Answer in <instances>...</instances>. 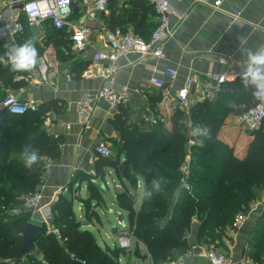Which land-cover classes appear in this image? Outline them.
Here are the masks:
<instances>
[{
    "label": "trees",
    "instance_id": "obj_1",
    "mask_svg": "<svg viewBox=\"0 0 264 264\" xmlns=\"http://www.w3.org/2000/svg\"><path fill=\"white\" fill-rule=\"evenodd\" d=\"M132 4L143 12L145 18L148 12L155 15L147 0H132ZM114 15L115 11L111 17L112 30L124 28ZM145 18L139 22V30L134 32L149 39L158 23L151 31L144 30ZM20 21L25 25V32L20 37L22 44L33 37L29 35L25 18ZM47 26L45 46L53 45L58 59L68 61L72 53L71 41L63 38V32L56 30L51 23ZM143 31L146 36L142 35ZM36 47L40 58L44 48L38 41ZM5 51L4 46H0V55ZM83 66V69L88 67L84 63ZM14 77L9 68L0 65V84L13 89L23 87L25 83L22 81L13 83ZM4 97L0 90V105ZM256 103L252 90L246 88L239 77L234 83L224 86L223 94L215 103L195 105L189 119L183 110H175L170 118V128L159 124L152 131L145 132L128 124L123 115L115 116L113 126L120 136L119 143H116L117 155L112 158L97 155L95 175L76 172L69 184V195H60L52 206L51 225L59 231L61 241L53 233H46L44 226L46 234L39 235L36 240L37 256L16 263L10 261L20 252L21 234L33 221L32 213L20 210L21 206L43 184L47 166L43 160L60 158L63 140L49 136L43 128L45 114L50 108L41 106L37 112L24 115H11L1 108L0 264H121L120 258L127 252L117 245L103 248L96 235L86 229L101 224L97 208L107 210L106 179L110 169L126 183L116 193V205L128 218L129 227L122 232L132 235L143 245L152 264H166L186 255L191 249L189 241L195 226L197 244L216 245L228 229H234L237 216L246 213L258 199L260 191L264 190V129L251 134L243 159L235 155L234 148L219 139L227 118L241 117ZM180 120L184 121L183 125L178 123ZM198 125L211 130V138L205 139L203 147L196 142L201 138L187 135L189 128ZM181 127L185 129L184 134H181ZM189 141L194 145L190 146ZM26 145L37 149L41 156L32 169L25 167L22 158ZM188 155L189 173L183 176L181 166ZM121 156L125 158L123 163ZM149 168L153 171L150 172ZM157 176L164 178L162 191L151 200L142 199L141 208L137 211L135 193L139 182L143 181L145 190ZM83 184L86 185L87 197L77 198L83 212V218L79 219L74 211L75 190L79 187V193ZM177 189L180 190L179 199L173 195ZM17 209L19 213L14 215ZM169 217L170 221L163 226ZM258 236L247 257L259 264L264 256V224ZM140 249H134L138 257L144 256Z\"/></svg>",
    "mask_w": 264,
    "mask_h": 264
},
{
    "label": "crops",
    "instance_id": "obj_2",
    "mask_svg": "<svg viewBox=\"0 0 264 264\" xmlns=\"http://www.w3.org/2000/svg\"><path fill=\"white\" fill-rule=\"evenodd\" d=\"M216 2H220L218 7L215 6ZM169 3L172 7L170 16L172 36L165 45L164 58L162 60L148 59L144 64L138 62V56L120 59L118 62L120 70L116 74L115 88L121 91L124 87H128L129 99L117 110H112L105 102H99L94 110L89 129L82 126L74 107L72 109L69 107L70 104L77 105L85 95L95 93L104 84L103 79H86L84 77V73L92 67L93 53L107 47L105 37L106 32L112 30L113 11H115V20L124 28L132 31L139 30L137 26L145 18L143 12L134 7L132 0H111L107 13L101 15L99 20L91 21L85 16L83 8L76 0L73 13L68 19L69 24L87 26L91 34L86 49L77 51L73 48L70 29L67 27L62 30L63 38L71 41V58L65 62L58 59L57 51L53 45L45 46L47 24L49 25L50 22H44L38 27L28 26L29 35L35 37L36 41L44 48L39 60L40 64L47 65V82L41 80L37 68L31 72L10 70L15 74L13 83L22 81L25 84L23 87L13 89L1 83L0 90L3 94H15L21 101L35 102L39 108L41 106L50 108L45 114L43 128L49 136L63 140L60 158L56 161L43 160L47 166L43 184L38 190L42 195L40 213L49 205H54L60 195H69V184L76 172L82 171L91 176L95 175L94 162L98 155L96 148L100 143H103L113 153L112 157L117 155L116 143H119L120 136L113 126L115 116L123 115L128 124L137 126L145 132H150L157 126L152 123L156 117L163 118V122H166V126L170 128V118L178 109L175 100L176 94L191 73L195 74L199 80H206L209 74H223L229 70L220 64L219 59L225 57L233 64L231 71L241 74L242 65L246 59L242 50H255L264 46V0H169ZM0 11L17 17L19 21L23 17L19 7L10 8L7 0H0ZM237 15L240 17L238 18ZM145 21L144 30L150 31L158 23L155 15L149 12ZM142 33L143 36L147 35L145 31ZM20 40V37L15 40L7 38L0 42V46H4L6 49V45H19ZM83 63L88 67L83 69ZM102 66L106 67L108 63H103ZM169 68L177 71V79L161 90L154 88L151 85V78L156 72ZM67 75L72 77L71 81L67 80ZM27 76H32V79L26 82L24 78ZM191 99L194 102L192 108L201 103L197 100L196 95H191ZM186 116L189 119L190 113ZM238 120L240 121V117L227 118L220 134L225 128L228 133L229 131L232 133ZM229 123H232V128L227 127ZM248 134L247 147L243 153L237 152V148L227 140L222 138L220 140L234 148L235 155L243 159L252 139V133L248 132ZM121 161L122 163L125 161L124 156H121ZM110 181L114 192L110 189ZM106 183L108 186L107 196H105L107 210L97 208L101 219V224L98 223V225L103 226L105 223L112 229L117 222L114 223L111 219L114 217L111 215L112 211L118 216H124L125 220L127 219V214L116 205L117 190H121L126 183L120 181L112 169L108 171ZM143 190L144 183L140 181L135 193L137 211L142 205V200L138 204L139 192ZM78 197L86 199L85 184L79 193L75 192V198ZM263 202L264 190L260 191L259 198L250 205V209L240 215L243 221L235 224L234 229H228L222 240L216 245L197 244V226H195L190 236V251L173 261L177 264H211L206 254L214 249L232 258L233 264L255 263L247 256L252 247L251 244H255L259 239L258 233L264 224V210L261 208ZM74 211L79 219L83 218L82 208L77 200L74 202ZM40 213L32 216V219H37L36 223L42 216ZM114 219L117 220L115 217ZM114 238L112 240L117 245V240ZM143 254L147 257L138 258L132 249L126 253V257H135L136 264H140L141 260L143 264H152L149 255ZM261 263H264V256Z\"/></svg>",
    "mask_w": 264,
    "mask_h": 264
},
{
    "label": "built area",
    "instance_id": "obj_3",
    "mask_svg": "<svg viewBox=\"0 0 264 264\" xmlns=\"http://www.w3.org/2000/svg\"><path fill=\"white\" fill-rule=\"evenodd\" d=\"M9 7H19L22 16L25 18L28 26L38 27L44 22H50L52 26L59 31L69 28L71 31V41L74 50L83 51L86 49L90 38V29L87 26H77L69 24V17L73 13V6L76 0H7ZM81 8H83L85 16L91 21L99 20V17L106 14L110 6L111 0H78ZM153 7L155 16L158 20V26L152 32L149 39H145L137 35L131 29L115 28L106 32L107 47L104 50H96L92 56V67L84 73L86 79H103V86L93 94L85 95L77 105L70 104L69 109L76 110L80 123L85 129H89L94 110L99 102H105L112 110H117L125 104L129 99V88L124 87L121 91L115 88L116 74L120 67L118 62L120 59L128 56H138V62L144 64L148 59L162 60L164 58V48L172 36L170 30V16L172 7L169 0H148ZM220 2H216L218 7ZM239 18L240 15H237ZM25 32V26L17 17L0 11V42L11 38L15 40L21 37ZM220 64L227 67L229 71L223 74H209L206 80H199L197 76L191 73L185 80L182 88L176 94V103L178 108L189 114L193 99L191 95H196L197 100L201 103H215L220 94L224 91L226 84L234 83L239 73L231 71L233 64L222 57L219 59ZM108 63V66H102ZM46 68V72H41L40 66L37 72L42 81L47 82V65L41 63ZM178 77V73L174 69H166L156 72L151 78V85L156 89H163L168 84L173 83ZM34 78V77H33ZM32 76H27L24 80L27 82ZM72 77L67 75V80L71 81ZM1 107L8 110L11 115H24L27 113H35L39 109V105L32 101H21L15 94L7 93L1 102ZM240 122L249 133H254L264 129V103L257 101L250 109H248L241 117ZM154 125L158 124V120L154 119ZM264 131V130H263ZM192 145V142H189ZM96 152L103 157L112 158L113 153L103 144L100 143ZM190 156L188 155L185 163L181 166L183 176L189 173ZM188 188V185L184 183ZM42 195L37 192L28 196L21 206L20 210L31 212L32 215L40 213ZM52 204L42 211V216L38 223H44L48 227V232L56 235L61 241L60 233L51 223L53 220ZM264 210V202L261 204ZM19 213V209L14 211V215ZM243 221L242 216H237L235 224ZM127 230L126 224H120ZM47 229V228H46ZM118 246L129 252L136 247L144 249L143 245L138 242L132 235L122 233L118 238ZM206 257L211 264H233L232 258L228 255L219 253L212 249L207 252ZM166 264H177L173 260H169ZM258 264V263H251ZM264 264V263H259Z\"/></svg>",
    "mask_w": 264,
    "mask_h": 264
},
{
    "label": "clouds",
    "instance_id": "obj_4",
    "mask_svg": "<svg viewBox=\"0 0 264 264\" xmlns=\"http://www.w3.org/2000/svg\"><path fill=\"white\" fill-rule=\"evenodd\" d=\"M6 51L0 55V65L9 68L13 72H31L40 66L41 72H46V68L40 64L39 50L36 47V38H29L22 44L11 46L6 45ZM246 57L242 65L240 74L243 85L252 90L253 97L264 103V46L258 47L255 50H242ZM233 107L235 105H232ZM184 124L183 120L178 122ZM181 134H184L185 129L180 128ZM187 135L193 138H201L196 142L200 147L204 146L205 139L211 138V130L206 126H195L187 130ZM22 158L25 167L32 169L41 160V156L37 149L26 145L23 149ZM149 171H153L149 168ZM163 177L157 176L151 181V186L146 188L141 193V199L151 200L153 196L160 193L163 189ZM176 199H179L180 190L177 189L173 193Z\"/></svg>",
    "mask_w": 264,
    "mask_h": 264
},
{
    "label": "rangeland",
    "instance_id": "obj_5",
    "mask_svg": "<svg viewBox=\"0 0 264 264\" xmlns=\"http://www.w3.org/2000/svg\"><path fill=\"white\" fill-rule=\"evenodd\" d=\"M4 95H6V94H4ZM155 119L158 120L157 125H159V124L166 125V122H163V118L156 117ZM164 121H165V119H164ZM229 126L232 128L233 127L232 123H229V125H227V127H229ZM233 128H234V130L232 133H231V131H229V133H228L227 128H225V130H223L222 134L219 135V139L222 138L223 140H227L231 145H233V146H235V148H237L236 149L237 152L243 153V151L247 147L249 134L246 131V129L244 128L243 124L239 120L236 121L235 126ZM204 144H206V143H204ZM193 145H194V143H193ZM190 146H192V145H190ZM110 189L112 192H114V187H113L111 181H110ZM117 191L120 192L121 190H117ZM141 193L142 192L140 191L139 192L140 200H139L138 204H140V202L142 200L141 199ZM259 195H260V193H259ZM32 216H31V219L33 218ZM111 219L114 223L117 221L116 224L114 225L118 230L117 233H113L112 229H110L108 225H105V223L103 224V226H99L98 224H95L94 226H90L89 228L88 227L86 228L87 230H89L90 232H93L96 235L98 243L103 248H105V246H109L110 248H114V246L116 244H114V241L112 240V238L115 237L114 239L117 240V243H118V238L123 233V232H119V231H123L124 228L119 224L118 220L114 219V217H112ZM170 219H171V217L167 218L166 221L163 223V226H165L170 221ZM32 220L35 222L37 219L35 218V220L34 219H32ZM125 223L127 224V227H128V218L125 220ZM46 228L48 230V227H46ZM117 246H118V244H117ZM140 251H141V253H146L148 255V253L145 251V248L140 249ZM37 254H38V251H37ZM37 254L35 256H37ZM135 256L138 257L137 255H135ZM138 258H140V257H138ZM136 262H137V259L133 256L131 258H127L126 255L125 256L123 255L120 258L121 264H129V263L130 264H136ZM140 264H143L142 260L140 261Z\"/></svg>",
    "mask_w": 264,
    "mask_h": 264
},
{
    "label": "water",
    "instance_id": "obj_6",
    "mask_svg": "<svg viewBox=\"0 0 264 264\" xmlns=\"http://www.w3.org/2000/svg\"><path fill=\"white\" fill-rule=\"evenodd\" d=\"M123 166L120 168L122 170ZM79 187L76 188L75 192L78 193ZM77 200V198H76ZM111 214L117 218L120 224L124 223V216L117 215L115 212H111ZM44 223H36L34 221L29 222L25 231L21 234L22 239V247L20 252L10 261L11 263H16L22 260H25L28 257L34 256L37 254L36 240L41 234H46L44 230ZM113 233H115V227L112 228ZM147 257V256H144Z\"/></svg>",
    "mask_w": 264,
    "mask_h": 264
}]
</instances>
